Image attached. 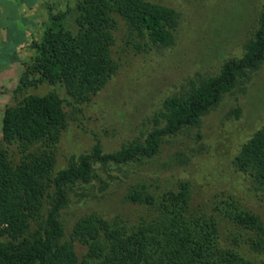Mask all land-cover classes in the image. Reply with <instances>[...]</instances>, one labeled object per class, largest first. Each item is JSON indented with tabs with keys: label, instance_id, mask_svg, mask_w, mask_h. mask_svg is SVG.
<instances>
[{
	"label": "trees",
	"instance_id": "1",
	"mask_svg": "<svg viewBox=\"0 0 264 264\" xmlns=\"http://www.w3.org/2000/svg\"><path fill=\"white\" fill-rule=\"evenodd\" d=\"M43 8L0 114V264H264V121L230 160L245 181V202L227 193L194 206L186 180L155 201L142 187L122 186L121 175L178 134L199 138L204 118L245 92L264 64V4L240 52L222 57L216 72L186 78L123 131L106 122L85 147L72 139V121L95 108L124 47L159 68L179 45L184 14L157 0H44ZM240 113L230 108L225 118ZM113 185L125 188L120 203L153 215L135 225L103 217Z\"/></svg>",
	"mask_w": 264,
	"mask_h": 264
},
{
	"label": "rangeland",
	"instance_id": "2",
	"mask_svg": "<svg viewBox=\"0 0 264 264\" xmlns=\"http://www.w3.org/2000/svg\"><path fill=\"white\" fill-rule=\"evenodd\" d=\"M157 1L160 4L172 2L175 9L184 14L176 38L179 45L167 53L159 68L155 60L149 62L148 56L144 58L134 54L130 46L124 47L126 53L121 54L118 75L93 97L95 108L84 107L81 115L76 114L78 120L72 121V139L77 137L81 146H90L96 138H101L106 122L123 131L130 121L156 109L161 99L178 89L186 78L216 72L222 57L240 52V44L264 4V0ZM31 32L35 35L37 28H31ZM122 39L117 48H123ZM245 87L243 94L228 96L214 113L204 118L199 138L194 130L189 137L178 134L164 142L163 149L153 158L123 166L122 186L131 184L138 190L142 187L140 190L156 201L162 192L177 190L179 183L186 180L194 206L214 195L227 193L240 194L245 202V181L232 170L230 160L240 142L264 121V64ZM11 89L12 85H6L5 96ZM234 107H238L240 115L236 119L225 118L226 112ZM109 140L108 147L117 143ZM125 172L128 177H124ZM122 186L113 185L111 198L101 205L103 217L117 214L128 225L148 220L153 213L146 205L120 203V195L125 192ZM77 248L83 249L82 246Z\"/></svg>",
	"mask_w": 264,
	"mask_h": 264
},
{
	"label": "crops",
	"instance_id": "3",
	"mask_svg": "<svg viewBox=\"0 0 264 264\" xmlns=\"http://www.w3.org/2000/svg\"><path fill=\"white\" fill-rule=\"evenodd\" d=\"M43 3L44 0H0V114L7 98L6 85H13L19 73L18 63L26 56V44L33 35L31 28L39 29Z\"/></svg>",
	"mask_w": 264,
	"mask_h": 264
}]
</instances>
